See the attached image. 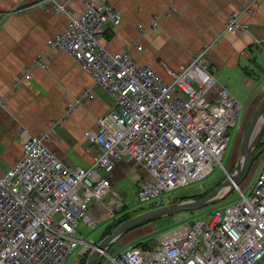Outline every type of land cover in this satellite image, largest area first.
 I'll return each mask as SVG.
<instances>
[{
    "label": "built area",
    "instance_id": "built-area-1",
    "mask_svg": "<svg viewBox=\"0 0 264 264\" xmlns=\"http://www.w3.org/2000/svg\"><path fill=\"white\" fill-rule=\"evenodd\" d=\"M59 1L41 2L69 18L67 30L48 40V47L66 51L113 99V108L98 118L97 130L85 133L97 149L89 168L66 166L49 150L48 134L21 132L22 154L0 174V264H66L92 244L81 237L79 224L93 229L97 216L111 219L124 206L112 189L114 170L124 159L145 174L136 180V208L197 182L202 193L201 181L215 168L228 174L222 160L241 120L243 105L209 71L211 45L166 82L137 65L129 47L120 53L104 47L106 27L121 21L120 12L103 0H87L83 14L74 17ZM238 15L228 19L226 32L244 31ZM34 63L46 69L40 58ZM91 98L82 93L69 108ZM234 188L237 199L194 220H178L150 249L129 246L108 256L107 264H264V165L248 192ZM107 196L115 201L112 207L104 202ZM92 203L102 207L100 214L94 215Z\"/></svg>",
    "mask_w": 264,
    "mask_h": 264
},
{
    "label": "crops",
    "instance_id": "crops-1",
    "mask_svg": "<svg viewBox=\"0 0 264 264\" xmlns=\"http://www.w3.org/2000/svg\"><path fill=\"white\" fill-rule=\"evenodd\" d=\"M42 1L0 0V97L5 104L0 109V174L21 156L23 130L48 134L49 150L66 166L89 168L97 149L85 133L97 130L98 118L113 108V99L66 51L48 47V40L67 30L69 18ZM86 1L59 2L78 17ZM103 1L122 16L118 24L106 27L102 37L109 52L129 47L128 55L137 65L150 67L170 82V73L211 45L209 71L216 82L235 97L263 94L264 0ZM14 8L15 12L2 16ZM237 12L244 31L226 32L228 19ZM36 58L44 61L46 69L34 63ZM27 72L29 79L24 78ZM85 92L92 98L69 108ZM144 175L134 162L124 159L116 165L112 186L121 178L131 176L135 183ZM90 207L97 215L98 206Z\"/></svg>",
    "mask_w": 264,
    "mask_h": 264
},
{
    "label": "rangeland",
    "instance_id": "rangeland-1",
    "mask_svg": "<svg viewBox=\"0 0 264 264\" xmlns=\"http://www.w3.org/2000/svg\"><path fill=\"white\" fill-rule=\"evenodd\" d=\"M255 1L256 0H253V2H255ZM237 21H238V19H237ZM235 95L238 98L235 97L234 95L233 96L240 101V103L244 106L245 109L244 108L242 109L241 120L237 124V129L234 130L231 134L232 140L230 142L228 151L222 160V163H223L225 169L229 173H232L235 170L236 164H237L239 158L241 157L240 149H241L242 140L245 136V133L248 129L249 123L252 119V116H253L257 106L264 96V92H263V94H235ZM248 101H249L250 106H251V111L248 115H246V118H244V117H242V114H244L246 109L248 108L247 106H246L247 108L245 107V105L247 104ZM252 102H253V104H252ZM235 135L238 137L236 139V141H235ZM234 143H235V145H234ZM263 143H264V133L261 137L260 143L253 150L254 158L252 160V163L250 166L251 168H250L249 172L244 177V179L241 180L240 183L238 184V187L242 188L245 193L248 192V190H250L255 185L256 179H257V177H258V175H259V173L262 170V167L264 165V152L259 153V150H260L259 147ZM263 151H264V149H263ZM226 177H227V175L221 167L215 168V171L213 172L212 175H210L205 180L201 181L202 182L201 184H203L202 193L207 194L210 191H212L213 189L217 188L226 179ZM199 183L200 182L195 183L194 186H188V187L181 188V189L175 191L173 194L163 195L162 198L159 199V201H156L155 205L157 206V204H158V206L155 208L164 206L163 204L166 205L168 203V201L171 200V197H173V195L178 196V197L188 198V197H194V196L201 194V191L198 189ZM136 187H137L136 181L134 183L131 176H130V178L129 177L121 178V180L118 182V185L115 187L112 186V189L118 193L119 200H121L124 204H127L130 207L129 210H131V209H135L136 207H134V206H136V204H137ZM237 194H238V192H237L236 188L233 187L228 192V194L225 195L224 198H222L219 202H217L216 204H214L210 207H207L205 209L197 210V211H193V212H181L180 214H175V215H170V216L159 218L158 220L155 221L153 227H141L140 228V225H141L140 224V225L136 226L135 228L131 229L132 232L128 231V233L124 234L122 237H120L118 240H116L114 243H112L108 247L106 252L109 254V256H111V255L118 254L119 252L125 250L129 246H137V245H139L143 242H146V241H151V244H153L155 239L159 235H161L163 232H165L166 230L172 228L175 225L176 221H178V220L189 221V220H194L196 218H199V217L203 216L204 214L209 213L216 206L225 205V204H228L229 202L233 201L234 199H237ZM104 202L107 205H109L110 207H112L115 203V201L113 199H111L109 196H107L105 198ZM95 204L98 206V203H95ZM150 204H148L146 206H149ZM152 207H154V205ZM152 209H154V208H152ZM99 210H102L101 206L99 207ZM98 214H100V213H98ZM121 214H123V213L121 212L119 215H121ZM97 218L100 221L97 223V225L93 229L85 226L83 223H80L79 227H78V230L81 233V237L86 241L92 240L93 244H98V242H99L98 240H99V237L101 235V232L103 231V228L107 224L111 223V221L113 220V219L110 220V218H107V219L104 218V220L101 221L102 216H100V217L97 216ZM112 245H115L116 247H114L110 251L111 252L110 253L109 249H111ZM91 247H92V244H90L89 246L80 247L79 250L76 252V255L71 257L67 261L66 264H76L77 257L80 256L84 252L91 251V249H92ZM100 257L107 258L108 256L107 255H101ZM105 262H106V260H105Z\"/></svg>",
    "mask_w": 264,
    "mask_h": 264
},
{
    "label": "water",
    "instance_id": "water-1",
    "mask_svg": "<svg viewBox=\"0 0 264 264\" xmlns=\"http://www.w3.org/2000/svg\"><path fill=\"white\" fill-rule=\"evenodd\" d=\"M261 114H264V96L260 101V103L258 104L252 116L248 129L241 143V149H240L241 157L242 155L244 157L242 168L240 167V163H241V157H240L236 164L235 170L232 173L228 172L226 179L217 188L207 193L201 199L198 200L187 199L181 202H173L137 214L129 218L128 220L122 222L109 235L105 236L101 241H99L98 244H93L92 242V247H91L92 249L88 255L86 264H93L101 255L109 256V254L106 252L108 247L116 240H118L120 237H122L124 234H126L128 231H130L131 229L135 228L140 224H143L148 221L156 220L162 217L180 214L181 212H193L197 210H202L216 204L222 198H224L227 192L221 194V191L225 186V184L228 181H230V178L234 181L235 184L238 185L240 181L243 180L244 177L249 172L252 160L254 158L253 150L260 143L261 137L264 133V120L262 121V124L259 127V129L257 130L253 144L249 142V138L253 132L255 123ZM263 149L264 147L259 150V153L262 152Z\"/></svg>",
    "mask_w": 264,
    "mask_h": 264
},
{
    "label": "trees",
    "instance_id": "trees-1",
    "mask_svg": "<svg viewBox=\"0 0 264 264\" xmlns=\"http://www.w3.org/2000/svg\"><path fill=\"white\" fill-rule=\"evenodd\" d=\"M248 75H250L249 71H247ZM264 147V143L260 145L259 149L263 148ZM264 152V151H263ZM206 194L203 193V194H199L197 196H194V197H188V198H184V197H178V196H175V197H171V200L168 201L167 204L169 203H173V202H181L183 200H187V199H201L203 196H205ZM157 201V200H156ZM156 201L152 202L149 206H145V207H140V208H135V209H131L129 210V206L127 204H124V206L120 209V211L118 213L115 214V216L113 218H111L110 220L111 223L107 224L104 228H103V231L101 232V235L99 237V240L98 241H101L105 236L109 235L118 225H120L122 222L128 220L129 218L137 215V214H140V213H143L145 211H148V210H151L152 208H155L158 206L155 205ZM154 205V207H152ZM165 205V204H163ZM217 207V206H216ZM215 207V208H216ZM214 209V208H213ZM212 209V210H213ZM211 210V211H212ZM123 213L121 215H119L120 213ZM119 215V216H118ZM118 216V217H117ZM117 217V218H116ZM158 220V219H156ZM156 220H152V221H148V222H145L143 224L140 225V228L141 227H153L154 223ZM109 221V220H108ZM139 229V228H138ZM129 232H132L129 231ZM128 233V232H127ZM154 243V242H153ZM151 244V241H146V242H143L137 246H141L143 249H150V247L152 246ZM116 247L115 245H112L111 249H109V252L114 248ZM90 251H87L83 254H81L80 256L77 257V263L76 264H86V261H87V258H88V255H89ZM111 253V252H110ZM106 260V262H105ZM108 262V259L105 258V257H100L99 259H97L93 264H107Z\"/></svg>",
    "mask_w": 264,
    "mask_h": 264
},
{
    "label": "bare ground",
    "instance_id": "bare-ground-1",
    "mask_svg": "<svg viewBox=\"0 0 264 264\" xmlns=\"http://www.w3.org/2000/svg\"><path fill=\"white\" fill-rule=\"evenodd\" d=\"M66 14V13H65ZM264 120V114H261L260 117L258 118V120L256 121L255 123V126H254V129H253V132L252 134L250 135V138H249V142L251 144L254 143V140H255V136H256V133H257V130L259 129V127L261 126L262 124V121ZM244 162V157L242 155L241 157V163H240V167L242 168V164ZM238 185L234 183V181L230 178V181H228L225 186L223 187L222 191H221V194L225 193V192H228L230 191L233 187H237Z\"/></svg>",
    "mask_w": 264,
    "mask_h": 264
},
{
    "label": "flooded vegetation",
    "instance_id": "flooded-vegetation-1",
    "mask_svg": "<svg viewBox=\"0 0 264 264\" xmlns=\"http://www.w3.org/2000/svg\"><path fill=\"white\" fill-rule=\"evenodd\" d=\"M252 104H253V102H252ZM248 108H247V107ZM245 107L247 108L246 109V111H245V113L244 114H242V117H244V118H246V115H248L249 113H250V111H251V106H250V103H247L246 105H245ZM243 108H244V106H243ZM245 109V108H244ZM237 128H235L234 130H236ZM231 134H232V132H231ZM231 137V136H230ZM238 137L235 135V141H236V139H237ZM231 140H232V138H231ZM234 145H235V143H234ZM251 168V167H250ZM250 170V169H249Z\"/></svg>",
    "mask_w": 264,
    "mask_h": 264
}]
</instances>
